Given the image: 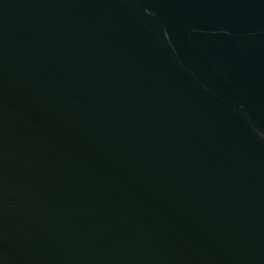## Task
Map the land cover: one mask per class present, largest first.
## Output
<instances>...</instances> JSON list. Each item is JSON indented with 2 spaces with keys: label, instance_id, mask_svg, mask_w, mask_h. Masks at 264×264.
I'll list each match as a JSON object with an SVG mask.
<instances>
[{
  "label": "water",
  "instance_id": "95a60500",
  "mask_svg": "<svg viewBox=\"0 0 264 264\" xmlns=\"http://www.w3.org/2000/svg\"><path fill=\"white\" fill-rule=\"evenodd\" d=\"M0 264H264V0H0Z\"/></svg>",
  "mask_w": 264,
  "mask_h": 264
}]
</instances>
